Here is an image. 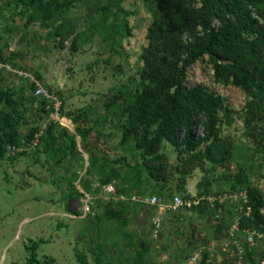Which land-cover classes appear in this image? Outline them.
I'll list each match as a JSON object with an SVG mask.
<instances>
[{"label":"rangeland","instance_id":"rangeland-1","mask_svg":"<svg viewBox=\"0 0 264 264\" xmlns=\"http://www.w3.org/2000/svg\"><path fill=\"white\" fill-rule=\"evenodd\" d=\"M46 1L53 11L51 19H45L37 6L0 0V47L10 57L5 64L9 71L2 72L0 86L15 90L17 95L23 93L27 99L21 135L34 126L38 114L39 99L32 105L28 101L34 96L30 79L36 80L37 75L42 87L57 96L64 113L93 111L89 122L79 119L75 124L66 117L69 135L76 127L88 129L86 143L96 151L97 165L121 169L133 182L140 178L138 186L143 191L144 170L117 164L122 157L131 165L136 161L120 144L122 102L106 108L105 101L125 85L139 82L149 13L139 0ZM220 51L249 75L255 85L252 93L216 82L205 57L188 69L185 83L207 88L230 108L232 121L223 127L222 136L227 137L232 154L224 166L205 164L194 169L186 178L183 194H178L175 155L165 145L162 153L172 180L167 191L154 193L160 199L157 208L138 207L136 215L111 219L101 206L83 215L82 199L75 196L77 176L85 179V169L91 167L85 142L77 140L72 156L58 160L66 139L57 140L55 155L20 140L21 145L0 158V264H26L25 246L34 241L42 242L37 250L40 264H79L77 254L84 255L89 264H97V255L100 264H131L139 253H143L140 264H200V257L191 263L200 252L208 255L205 264H263L264 237H255L254 244L248 245L246 233L230 237L228 231L242 211L234 194L244 187L231 190L239 167L264 196V71L241 48L227 46ZM249 100L259 102L262 108L251 120L244 111ZM201 131L199 127L197 132ZM88 173L86 179H98L93 169ZM203 177L209 184L198 189ZM112 183L119 186V181ZM146 186H152L154 192L159 189L152 183ZM203 190L209 196L202 197L206 206L200 212L191 207ZM186 194L187 199L183 198ZM229 194L232 198L225 197ZM174 196L190 205L169 209ZM158 212L157 227L153 221ZM134 217L144 219L145 225L138 226ZM247 253L252 261L244 258Z\"/></svg>","mask_w":264,"mask_h":264},{"label":"trees","instance_id":"trees-1","mask_svg":"<svg viewBox=\"0 0 264 264\" xmlns=\"http://www.w3.org/2000/svg\"><path fill=\"white\" fill-rule=\"evenodd\" d=\"M139 1L150 15L146 27V45L141 54L142 66L138 70L139 82L135 85L129 83L124 86L123 91L113 93L112 97L105 101V107H112L120 100L122 102L120 144L126 146L127 153L131 152L136 161L131 165L126 157H122L117 160V164L132 170H135L134 165L142 168L147 175L145 189L141 191L138 186L141 184L140 178L138 182H133L121 169L106 170L102 165H97L96 151L86 143L88 129L76 127L75 133L69 135L68 128L58 122L49 121L43 134L32 146L31 142L38 133L41 122L49 120L53 111L52 104L44 97H34L33 94L29 97L30 105L36 103V98L39 99V105L36 106L38 114L34 119V126L22 136L20 126L25 120L22 111L27 99L23 93L17 95L15 90L3 86H0V107L4 108L0 111V158L4 157L6 151L9 152L8 148L21 145L20 140L30 147L41 146L45 152L55 155L57 140L66 139L68 142L63 145V155L58 158L62 160L72 156L77 150V140H81L85 142L84 147L89 155L91 167L89 171L88 168L85 169V179L80 178V188L96 197L97 191L91 188L93 183L107 184L119 181L118 187L112 183L116 196L125 198L131 195L150 197L154 193L167 191L166 187L172 176L168 174L162 153L165 145L169 146L175 155L176 165L173 167V173L178 176L175 187L178 194H183L186 178L194 169H202L205 164L213 168L225 165L232 149L227 137L222 136V130L232 121L230 108L220 96L205 87H187L185 79L188 69L205 57L216 82L222 86H233L246 93H252L255 85L249 75L236 63L227 60L220 49L227 46L241 48L246 57L264 71V0ZM18 2L37 6L46 14L45 19L54 16L53 11H49V3L46 0H15V3ZM30 18L34 19V16L31 15ZM9 59L0 47V65H5ZM3 71L5 69H0V79ZM35 78L39 83V76L36 75ZM30 86L34 92V83H30ZM47 91L51 93L48 89ZM261 109L259 102L247 101L244 107L246 119H253ZM59 111L61 117H67L75 124L79 119L89 122L93 112L81 110L78 115L64 113L61 104ZM199 127L202 128L201 133L197 132ZM92 169L94 173H98V179H86ZM209 169L214 170L210 167ZM239 169L231 184V190L244 187L241 191H245L246 203L239 200L242 211L237 213L235 221L238 222V231L235 233L255 230L264 235V196L250 184L243 169ZM78 179L77 176L76 181ZM147 183L157 185L158 191L154 192L152 186L148 189ZM208 184L209 180L203 177L198 182V189ZM74 187L75 196L81 198L82 194L76 185ZM197 196L198 203L191 208L201 212L206 206L202 197L209 195L203 190L198 192ZM183 198L187 199L189 195H183ZM92 203L94 206L91 205L90 213L94 207L101 206L111 219H120L129 214L136 215L138 207H148L129 200H110L103 203L94 198ZM109 207L112 209L108 210ZM246 207L249 212H244ZM40 242L34 241L25 246L28 253L26 264H40L37 257ZM250 256L247 253L244 258L252 261ZM199 257L200 264H205L208 255L200 252ZM76 258L79 264H89L84 255L77 254ZM49 261L52 262V259ZM95 261L97 264L101 263L100 255L95 257ZM142 261L143 253H139L131 264H140ZM47 264L50 263L47 261Z\"/></svg>","mask_w":264,"mask_h":264},{"label":"built area","instance_id":"built-area-1","mask_svg":"<svg viewBox=\"0 0 264 264\" xmlns=\"http://www.w3.org/2000/svg\"><path fill=\"white\" fill-rule=\"evenodd\" d=\"M1 67H3V66L0 65V68ZM30 82L34 83V85H35L34 95L36 97H44L49 102H51L52 110H53L50 113L49 120L48 121H42L40 126L38 127L39 131H38V133L35 134L34 139L31 142V144L33 146L36 144L38 137L41 136L43 134V132L45 131L46 126H47L49 121L58 122L61 126L66 127V128L68 125H67L66 119L64 117L60 116V111H59L60 102H59L58 98L56 96L52 95L51 93H49L44 87H42L34 79L31 78ZM8 150L14 151L15 147H10V148H8ZM80 178L81 177H79V179L76 181V183H77L76 187H77L78 191L82 194V197H81V199H82V211L81 212L83 215L90 213V211H91L90 207L92 205V200H94V198L100 199L103 203H106L110 200H129L130 202H137L143 206H148V207L157 206L160 202V199L155 195L150 196V197L131 195L129 198H125L124 196H116L115 186L112 183H107V184L93 183L91 185V188H92V190L97 191V196L93 197L89 192H86L80 188V186H79ZM234 196L236 197V200L241 199L244 203H246L245 191H239V192L235 193ZM225 197H231L232 198V195L231 194L225 195ZM231 198H229V199H231ZM197 203H198V201H197ZM185 205L189 206L190 203L187 204V202L183 201L179 196H174V197H172L171 205L168 208L173 210V211H177L178 209H181ZM244 212H249V208L246 207ZM159 215H160V213L158 212V215L154 218V221H153V223L157 227H158ZM236 231H238V222L237 221H235L234 225H232L228 231L230 237H234ZM255 237L263 238L264 235L262 233L255 231V230L246 232V240H247L248 245L254 244V238ZM232 242H233L232 243L233 245L237 244L236 241H232ZM228 245L229 244L227 243L226 246H228ZM198 258H199V254L195 253L193 258L191 259V263H194Z\"/></svg>","mask_w":264,"mask_h":264},{"label":"water","instance_id":"water-1","mask_svg":"<svg viewBox=\"0 0 264 264\" xmlns=\"http://www.w3.org/2000/svg\"><path fill=\"white\" fill-rule=\"evenodd\" d=\"M134 222L140 227L145 225L144 219H138V218L134 217Z\"/></svg>","mask_w":264,"mask_h":264},{"label":"crops","instance_id":"crops-1","mask_svg":"<svg viewBox=\"0 0 264 264\" xmlns=\"http://www.w3.org/2000/svg\"><path fill=\"white\" fill-rule=\"evenodd\" d=\"M3 67H1L0 69H5V70H8L9 71V67L5 66V65H1Z\"/></svg>","mask_w":264,"mask_h":264}]
</instances>
